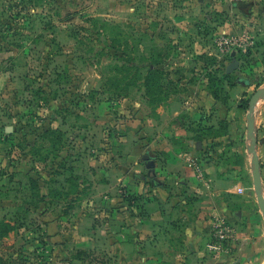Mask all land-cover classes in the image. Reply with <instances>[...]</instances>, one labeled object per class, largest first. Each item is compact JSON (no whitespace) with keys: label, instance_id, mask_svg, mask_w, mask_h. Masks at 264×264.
<instances>
[{"label":"rangeland","instance_id":"374dc122","mask_svg":"<svg viewBox=\"0 0 264 264\" xmlns=\"http://www.w3.org/2000/svg\"><path fill=\"white\" fill-rule=\"evenodd\" d=\"M263 84L264 0H0V264H264Z\"/></svg>","mask_w":264,"mask_h":264},{"label":"water","instance_id":"95a60500","mask_svg":"<svg viewBox=\"0 0 264 264\" xmlns=\"http://www.w3.org/2000/svg\"><path fill=\"white\" fill-rule=\"evenodd\" d=\"M232 68V67H231ZM230 68V69H231ZM264 99V84L258 87L248 101L246 113V152L250 160V172L252 185L255 193L258 208L264 219V190L261 177L260 159L257 151L258 128H257V108L261 100Z\"/></svg>","mask_w":264,"mask_h":264},{"label":"built area","instance_id":"2783aa9c","mask_svg":"<svg viewBox=\"0 0 264 264\" xmlns=\"http://www.w3.org/2000/svg\"><path fill=\"white\" fill-rule=\"evenodd\" d=\"M212 240L211 245L209 246L210 249L219 251L223 249V245L225 241L229 238V230L226 228L225 224L222 221H217L214 224L213 231L211 233Z\"/></svg>","mask_w":264,"mask_h":264},{"label":"trees","instance_id":"16d2710c","mask_svg":"<svg viewBox=\"0 0 264 264\" xmlns=\"http://www.w3.org/2000/svg\"><path fill=\"white\" fill-rule=\"evenodd\" d=\"M150 69V68H149ZM154 71V70H152ZM145 87L147 89H154L153 87L149 86L147 77H146V82H145ZM13 227L9 225V223L6 222H0V235L5 236L10 230H12Z\"/></svg>","mask_w":264,"mask_h":264}]
</instances>
